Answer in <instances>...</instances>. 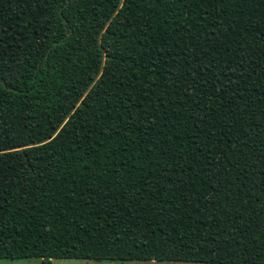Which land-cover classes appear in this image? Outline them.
Masks as SVG:
<instances>
[{
  "label": "trees",
  "instance_id": "16d2710c",
  "mask_svg": "<svg viewBox=\"0 0 264 264\" xmlns=\"http://www.w3.org/2000/svg\"><path fill=\"white\" fill-rule=\"evenodd\" d=\"M264 264V0H0V260Z\"/></svg>",
  "mask_w": 264,
  "mask_h": 264
},
{
  "label": "rangeland",
  "instance_id": "374dc122",
  "mask_svg": "<svg viewBox=\"0 0 264 264\" xmlns=\"http://www.w3.org/2000/svg\"><path fill=\"white\" fill-rule=\"evenodd\" d=\"M0 264H42L38 259L0 260ZM49 264H203V263H181V262H108L77 259H51Z\"/></svg>",
  "mask_w": 264,
  "mask_h": 264
},
{
  "label": "water",
  "instance_id": "95a60500",
  "mask_svg": "<svg viewBox=\"0 0 264 264\" xmlns=\"http://www.w3.org/2000/svg\"><path fill=\"white\" fill-rule=\"evenodd\" d=\"M48 261H49V260L46 259V260H45V263H47Z\"/></svg>",
  "mask_w": 264,
  "mask_h": 264
}]
</instances>
